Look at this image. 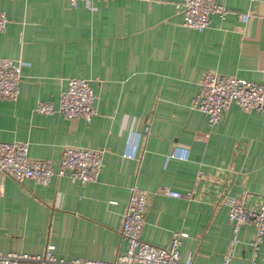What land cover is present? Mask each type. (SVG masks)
<instances>
[{
	"label": "crops",
	"instance_id": "0c3cea01",
	"mask_svg": "<svg viewBox=\"0 0 264 264\" xmlns=\"http://www.w3.org/2000/svg\"><path fill=\"white\" fill-rule=\"evenodd\" d=\"M181 2L92 0L90 12L69 0H0V58L23 64L17 100L0 101V142L26 143L29 159L55 171L67 146L104 151L96 183L54 176L40 186L0 173V253L53 246L57 261L112 262L126 250L122 218L136 187L149 194L141 241L166 248L184 233L181 262L264 264V236L254 258L252 226L231 246L224 204L261 201L264 112L233 104L210 126L191 108L209 74L264 84V0H217L228 14L201 33L183 26ZM71 78L96 96L90 123L34 112L38 101L57 105Z\"/></svg>",
	"mask_w": 264,
	"mask_h": 264
},
{
	"label": "built area",
	"instance_id": "2783aa9c",
	"mask_svg": "<svg viewBox=\"0 0 264 264\" xmlns=\"http://www.w3.org/2000/svg\"><path fill=\"white\" fill-rule=\"evenodd\" d=\"M216 2L217 0H182L180 9L183 26L201 33L208 29L211 16L224 18L228 12ZM69 4L73 9L82 4L90 12L97 10L92 0H69ZM7 24V17L0 13V34L5 31ZM22 65L21 61L0 58V101L17 100L20 93ZM95 99L96 96L88 81L71 78L67 80L64 90L61 91L57 105L38 101L34 112L48 116L58 113L68 120L81 119L90 123L96 115L93 107ZM233 104L244 112H264V84L209 74L203 78L200 94L192 101L191 108L205 115L208 124L214 126ZM103 156V150L67 146L62 150L59 167L55 171L49 161L29 159L26 143L0 142V173L18 183L32 180L40 186H48L54 176L80 184L96 183L102 172ZM148 195L147 192L136 187L131 188L121 225V239L126 244V250L112 262L74 260L65 263L53 258L51 254L53 246H48L43 255L37 256L0 253V264H192L190 258L181 262L179 256V248L182 240L187 238V234H173L166 248L155 247L141 241L140 234L145 223ZM167 196L173 199L192 200L191 193L168 192ZM245 200L244 196H227L224 200L228 220L233 226L231 246L237 243L241 226H252L256 232L252 244L255 258L264 236V193L256 208H248ZM227 260L228 257H225L224 261ZM251 264H255L254 261Z\"/></svg>",
	"mask_w": 264,
	"mask_h": 264
}]
</instances>
